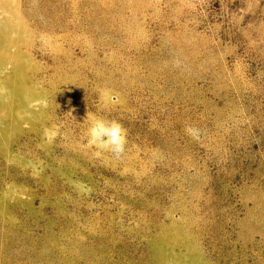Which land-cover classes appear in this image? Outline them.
Instances as JSON below:
<instances>
[{"label": "rangeland", "instance_id": "1", "mask_svg": "<svg viewBox=\"0 0 264 264\" xmlns=\"http://www.w3.org/2000/svg\"><path fill=\"white\" fill-rule=\"evenodd\" d=\"M0 88V264H264V0H0Z\"/></svg>", "mask_w": 264, "mask_h": 264}, {"label": "clouds", "instance_id": "2", "mask_svg": "<svg viewBox=\"0 0 264 264\" xmlns=\"http://www.w3.org/2000/svg\"><path fill=\"white\" fill-rule=\"evenodd\" d=\"M179 66V61L176 62ZM4 89L0 88V95L4 93ZM47 107V100L40 99L30 102L29 107ZM185 133L194 140H198L202 135L201 129L194 126H186ZM55 132L50 133L45 130V136L49 139L54 138ZM88 145L94 146L100 151L110 152L115 158L121 159L126 154L127 130L117 120H108L105 118H96L92 121L91 126L87 130ZM99 155V151L97 152Z\"/></svg>", "mask_w": 264, "mask_h": 264}]
</instances>
